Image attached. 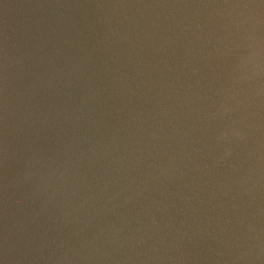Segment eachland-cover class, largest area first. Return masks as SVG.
Masks as SVG:
<instances>
[{"label": "water", "instance_id": "water-1", "mask_svg": "<svg viewBox=\"0 0 264 264\" xmlns=\"http://www.w3.org/2000/svg\"><path fill=\"white\" fill-rule=\"evenodd\" d=\"M0 264H264V0H0Z\"/></svg>", "mask_w": 264, "mask_h": 264}]
</instances>
